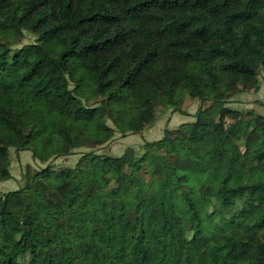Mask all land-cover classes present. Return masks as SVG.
Instances as JSON below:
<instances>
[{"label": "trees", "instance_id": "obj_1", "mask_svg": "<svg viewBox=\"0 0 264 264\" xmlns=\"http://www.w3.org/2000/svg\"><path fill=\"white\" fill-rule=\"evenodd\" d=\"M261 68L264 0H0V183L10 148L64 157L182 112L175 94L210 104L139 156L88 152L0 193V264H264V214L236 209L264 196V116L226 106Z\"/></svg>", "mask_w": 264, "mask_h": 264}, {"label": "rangeland", "instance_id": "obj_2", "mask_svg": "<svg viewBox=\"0 0 264 264\" xmlns=\"http://www.w3.org/2000/svg\"><path fill=\"white\" fill-rule=\"evenodd\" d=\"M36 36L23 31V36L19 37L17 42L11 46L13 51H16L24 46L34 44L36 42ZM259 81L260 86L264 84V68L259 70ZM259 86V87H260ZM70 89L74 88V85L70 82ZM253 90L244 91L242 93H250V98L246 100L237 99V94H233L227 100V107L238 109L241 111L247 110L245 106L250 105V100H253L256 96H254ZM250 99V100H248ZM81 101L85 106H97V102L95 100H86L81 97ZM173 102L176 107L180 109L182 112H174L172 108H165L162 106H158L155 113V119L152 124L146 126L140 133H126L121 135L120 133H114L113 137L106 142L102 146L97 147H82L79 149H74L72 153L68 156L59 157V158H49L44 159L42 157H33L30 151H19L15 148H10L8 151L9 155V173L11 178L7 181H3L0 183V193L5 194L10 191L22 189L26 185V177L31 176L34 173H38L39 175H47L49 179L52 181H56V178L49 174L47 168H52L55 171L72 169L75 167L78 160L82 157L83 154L88 152H94L96 155H104L108 157H119L125 151L129 149H133L137 156L143 153V144L146 141H155L161 139L164 136L165 131L173 132L178 126L182 123H194L195 122V114L198 109H204L208 107L209 102H203L199 98H192L188 94L184 96H180L175 94L173 97ZM256 104L253 105L254 111L262 116H264V105L262 103L256 101ZM107 124L110 127H113L110 121H107ZM256 183V178L254 173H249L247 185ZM237 211H241L242 214L255 212L259 215L264 214V196L260 195L257 192L252 191L250 188H245L241 190L237 196ZM184 214L186 216H190L189 210H185ZM86 217L81 218L80 220H84ZM67 225L69 228L73 229L72 220L69 216V212L67 213ZM215 218L211 217L207 221V228L211 229L214 225ZM236 228H240V226L236 223ZM76 237L74 240L76 241ZM72 258V251L68 250L65 255L66 261H70Z\"/></svg>", "mask_w": 264, "mask_h": 264}, {"label": "crops", "instance_id": "obj_3", "mask_svg": "<svg viewBox=\"0 0 264 264\" xmlns=\"http://www.w3.org/2000/svg\"><path fill=\"white\" fill-rule=\"evenodd\" d=\"M254 96H256L253 100H250V105L245 106V108L247 110H254L256 108L253 107L254 104H256L255 102L258 101L260 103H262V105H264V84H262L258 90H253L252 91ZM251 93V92H250ZM250 93H241L237 95V99L239 100H246L247 98H250Z\"/></svg>", "mask_w": 264, "mask_h": 264}]
</instances>
